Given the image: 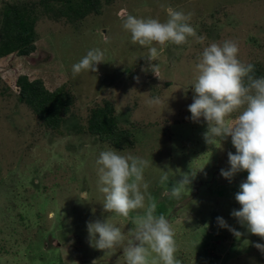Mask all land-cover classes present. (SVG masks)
Here are the masks:
<instances>
[{"label":"rangeland","instance_id":"1","mask_svg":"<svg viewBox=\"0 0 264 264\" xmlns=\"http://www.w3.org/2000/svg\"><path fill=\"white\" fill-rule=\"evenodd\" d=\"M47 1L53 3L0 0V44L6 6H35L38 12L36 52L0 59V264H126L123 249L142 210L124 218L103 209L95 162L101 151L114 147L87 129L92 110L106 102L113 105L119 127L133 134L131 147L115 149L150 161L144 173L148 192L157 201V214L175 230L182 264H264V253L254 247L264 240L231 216L240 207L235 194L247 177L240 172L229 182L220 174L230 167L228 152L235 154L231 138L207 144L206 122H193L188 111L194 65L207 44L234 40L243 62L264 69V0H101L99 14L58 20L43 15L41 3ZM169 6L194 12L190 23L206 39L167 44L151 62L160 65L158 79L146 58L148 48L132 43L122 18L164 21ZM92 48L104 52V62L97 72L74 76L72 65ZM24 75L72 98L59 128L48 129L19 101L15 86ZM157 96L163 104L148 106L146 100ZM191 170L196 175L190 189L172 198L178 173ZM165 171L169 181L161 185ZM217 217L244 235L237 239L219 227ZM107 218L121 228L125 241L103 251L90 245L87 222Z\"/></svg>","mask_w":264,"mask_h":264},{"label":"clouds","instance_id":"2","mask_svg":"<svg viewBox=\"0 0 264 264\" xmlns=\"http://www.w3.org/2000/svg\"><path fill=\"white\" fill-rule=\"evenodd\" d=\"M166 12L164 21L131 14L122 18V27L131 34L132 43L148 48L146 58L158 79L160 65L151 62L159 59L167 44L183 45L190 37L202 44L206 39L198 35L190 23L194 12L185 13L170 6ZM239 54L238 42L230 39L203 47L194 65L193 102L188 111L193 122L201 119L206 122L203 138L207 144L216 145L231 138L235 154L228 152L230 167L221 169L220 174L231 182L237 173L247 172L246 180L239 184L235 194L240 207L233 209L231 216L248 233L264 240V76H256L254 65L243 62ZM102 62L104 52L92 48L72 65L73 75L82 71L97 72ZM134 79L139 81V77ZM146 103L150 107L160 106L163 101L157 96L147 99ZM95 163L98 189L104 195V211L128 218L130 213L142 210L133 220L134 227L129 230V239L123 249L126 264H182L176 257L175 230L164 214H157V201L148 192L149 183L144 173L150 161L108 148L99 153ZM178 174L181 178L172 183L169 191L175 199H180L182 193L190 189L196 172ZM168 181L165 171L160 184ZM217 223L237 239L244 235L222 217H217ZM87 231L90 245L98 250H111L125 241L121 228L108 218L87 222ZM254 247L264 253V244L255 243Z\"/></svg>","mask_w":264,"mask_h":264},{"label":"trees","instance_id":"3","mask_svg":"<svg viewBox=\"0 0 264 264\" xmlns=\"http://www.w3.org/2000/svg\"><path fill=\"white\" fill-rule=\"evenodd\" d=\"M41 3L43 15L53 14L55 20L75 16L74 19L85 18L90 14H99L101 0H51ZM110 1V0H107ZM38 12L35 6L8 5L3 10L1 22L2 41L0 59L16 54L27 57L37 50L35 26ZM73 19V20H74ZM255 67L256 76H264V69ZM18 99L27 105L39 120L50 130L60 127L64 112L69 110L72 98L63 89L49 91L41 80H31L28 76H20L16 81ZM88 132L97 136L102 142L116 149L131 147L133 134L122 129L115 118V109L110 102L92 110Z\"/></svg>","mask_w":264,"mask_h":264}]
</instances>
